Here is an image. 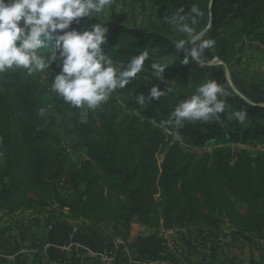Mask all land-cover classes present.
Masks as SVG:
<instances>
[{"label":"trees","instance_id":"16d2710c","mask_svg":"<svg viewBox=\"0 0 264 264\" xmlns=\"http://www.w3.org/2000/svg\"><path fill=\"white\" fill-rule=\"evenodd\" d=\"M115 1L142 3L149 13L141 21L122 16L103 21L109 27L105 52L112 50L114 60L127 62L147 48L150 58L145 72L90 112L86 124L80 122L78 109L49 92L51 77L42 80L19 71L0 75V212H50L64 221L87 220L115 253V264H129L125 247L115 242L127 243L135 222L150 232L230 225L245 241L264 236V106L259 105L264 101L230 91L222 122L186 123L180 141L159 122L189 95L182 87L173 85V93L158 102H135L139 92L147 94L153 85L164 88L152 77L151 62L184 58L173 43L186 37L165 24L164 16L195 3L204 13L196 31L211 20L205 34L215 41L210 51L231 69L240 65L247 42L264 47V0H211L210 8V0ZM165 64V79L182 85L197 70L194 63ZM242 78L261 82L257 75ZM42 107L55 114L40 116ZM241 109L248 113L244 124L229 119ZM63 133L73 139L67 147ZM238 143L261 148L255 154L233 149ZM198 148L213 150L200 154ZM79 153L82 159L76 164L72 156ZM44 245L39 239V252L22 264H42ZM0 264L13 263L0 258ZM69 264L80 263L72 257Z\"/></svg>","mask_w":264,"mask_h":264},{"label":"clouds","instance_id":"9594fccd","mask_svg":"<svg viewBox=\"0 0 264 264\" xmlns=\"http://www.w3.org/2000/svg\"><path fill=\"white\" fill-rule=\"evenodd\" d=\"M114 3L115 0H0V75L19 71L28 76L51 77L49 92L70 108L78 109L80 122L86 124L90 112L107 104L114 93L145 72V62L150 58L147 48L127 62L114 60L112 50L105 52L109 27L103 21L111 19ZM203 16V11L192 3L187 11L183 4L163 18L165 24L186 37L173 43L176 52L184 54L179 60L183 66L194 63L204 67L210 62L207 53L215 41L205 38V34L212 26L211 20L203 30L196 31ZM148 67L164 88L161 90L157 84L147 94L139 92L135 97L139 106L160 101L173 93V85H178L165 79V63L151 62ZM227 95L215 79L199 83L175 104L159 127L180 141L186 123L220 124L229 107ZM46 111L42 107L38 114L43 116ZM247 118L243 109L229 116L239 124Z\"/></svg>","mask_w":264,"mask_h":264},{"label":"crops","instance_id":"0c3cea01","mask_svg":"<svg viewBox=\"0 0 264 264\" xmlns=\"http://www.w3.org/2000/svg\"><path fill=\"white\" fill-rule=\"evenodd\" d=\"M244 49L253 55L257 66L264 65V47L247 42ZM228 82L218 81L227 93L235 89L244 97L264 101V97L244 93ZM20 215L23 219L19 218ZM176 231L180 235L182 257L187 264H264V236L253 235L245 241L230 225L201 231L181 226ZM42 238L45 241L41 249L42 264H69L72 257L80 264H104L103 257L111 251L87 220L64 221L50 212L41 216L30 212L19 215L0 212L1 259L13 264L30 262L39 252V239ZM129 244L133 245L131 253L136 261L157 258L161 251L157 232L146 231L136 222L131 224Z\"/></svg>","mask_w":264,"mask_h":264},{"label":"rangeland","instance_id":"374dc122","mask_svg":"<svg viewBox=\"0 0 264 264\" xmlns=\"http://www.w3.org/2000/svg\"><path fill=\"white\" fill-rule=\"evenodd\" d=\"M148 13H149L148 6H145L142 3H135L133 1H118V2L115 1L112 10L109 13V16L112 17L115 16L116 18L122 16L127 19L138 18L141 21L148 15ZM248 49L249 48H247L246 50ZM207 55L210 61L209 63H211V65H205L204 67H199V65H197L196 72L192 75L190 80L187 81V83H185L184 85L181 84L180 80H176V83L178 84L177 86L182 87L185 93L190 94L197 84L206 82L208 79H215V80L217 79L220 83L227 82L224 66L218 63L217 61H214L216 58H214V55L210 50H208ZM256 58L255 60H257ZM163 61L164 63H169L176 66L179 64V61L176 59L168 58V59H163ZM251 64L252 65L248 67L241 62L239 66H233L231 69H229L231 83L233 86L239 88L240 90L247 92L249 94H253V96L259 98L260 96L264 97V71H262V66L264 65L261 64L257 66L255 62ZM249 68H253V69L250 70ZM207 69H209V71ZM245 75L246 77L257 75L261 79V82H254L244 78L241 79V77ZM37 76L40 77L42 80L45 79V76L41 74H35L33 77L37 78ZM54 114H55L54 110L51 107H47V111L45 112V115H47L48 118H51ZM62 135H63V145L67 147L69 144L72 143L73 139L72 137L67 136L65 133H63ZM232 147L233 149H246L250 151V153L252 154L257 153L261 148L259 144H254V143H244V144L238 143V144H234ZM212 150L213 149L211 148L197 149L198 153L200 154L204 152H212ZM72 159L76 164H79L82 159L81 153L73 155ZM158 159H159V163L161 164L164 159L163 152H161L158 155ZM19 218L23 219V216L20 215Z\"/></svg>","mask_w":264,"mask_h":264},{"label":"built area","instance_id":"2783aa9c","mask_svg":"<svg viewBox=\"0 0 264 264\" xmlns=\"http://www.w3.org/2000/svg\"><path fill=\"white\" fill-rule=\"evenodd\" d=\"M253 55L249 51L244 52L241 56V62L246 66H251L253 62ZM252 70L253 68H249ZM262 71H264V66H262ZM21 212L15 214L19 215ZM157 232V235L160 239L161 251L157 258L154 259H144L141 261L134 260L131 250L128 249L127 243H124L121 239H117L115 245L124 246L127 256L129 258V264H187L182 257V248L183 245L180 240V235L176 229H168L161 227ZM19 235H16L18 237ZM208 252V251H207ZM42 253V251H41ZM104 264H115L116 255L111 250L104 257Z\"/></svg>","mask_w":264,"mask_h":264},{"label":"water","instance_id":"95a60500","mask_svg":"<svg viewBox=\"0 0 264 264\" xmlns=\"http://www.w3.org/2000/svg\"><path fill=\"white\" fill-rule=\"evenodd\" d=\"M214 61H217L218 63H220V64H222V65L224 66L227 80L231 83L229 67L226 66V65H224L222 62H220V61L218 60V58H216ZM205 65H211V63H209V64H205ZM234 91H235V93H236L237 95H239L240 97L245 98L242 94H240V93H239L238 91H236L235 89H234ZM259 105L262 106V107L264 106V104H259Z\"/></svg>","mask_w":264,"mask_h":264}]
</instances>
